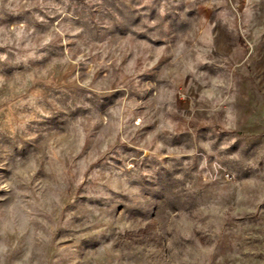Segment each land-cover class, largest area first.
Here are the masks:
<instances>
[{
	"label": "rangeland",
	"instance_id": "rangeland-1",
	"mask_svg": "<svg viewBox=\"0 0 264 264\" xmlns=\"http://www.w3.org/2000/svg\"><path fill=\"white\" fill-rule=\"evenodd\" d=\"M0 264H264V0H0Z\"/></svg>",
	"mask_w": 264,
	"mask_h": 264
},
{
	"label": "built area",
	"instance_id": "built-area-1",
	"mask_svg": "<svg viewBox=\"0 0 264 264\" xmlns=\"http://www.w3.org/2000/svg\"><path fill=\"white\" fill-rule=\"evenodd\" d=\"M226 178L228 179V178H230V177L227 175V177H226Z\"/></svg>",
	"mask_w": 264,
	"mask_h": 264
}]
</instances>
